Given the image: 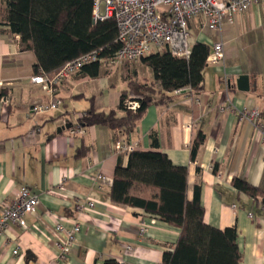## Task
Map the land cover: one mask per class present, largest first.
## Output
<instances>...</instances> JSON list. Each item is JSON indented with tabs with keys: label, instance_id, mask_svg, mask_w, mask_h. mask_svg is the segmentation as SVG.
Wrapping results in <instances>:
<instances>
[{
	"label": "crops",
	"instance_id": "obj_1",
	"mask_svg": "<svg viewBox=\"0 0 264 264\" xmlns=\"http://www.w3.org/2000/svg\"><path fill=\"white\" fill-rule=\"evenodd\" d=\"M3 6L0 0V9ZM263 26L260 3L251 4L219 30L201 29L200 19H189L191 43L204 42L211 51L221 40L223 62H207L201 92H172L169 101L151 104L124 136L132 150L159 151L174 165L187 167L188 199L198 185L204 222L219 229L235 228L240 264H264V204L232 184L238 177L264 190V135L237 115L243 108H256L264 118ZM34 63L32 51L19 49V35L1 23L0 95L9 102H0V209L23 185L33 189L38 204L25 215L24 227L10 223L0 232V264H105L108 259L118 264H162L163 252L172 250L179 228L141 208L117 205L108 196L115 166L118 162L125 166L130 151L116 149L118 135L103 126L70 133L87 109L117 106L120 91L126 88L125 75L113 79L103 62L96 77L74 74L61 81L54 94L59 100L56 109L30 114V106L49 98L31 81ZM240 75L248 78L247 90L238 88ZM66 124L69 128H63ZM198 130L204 139L191 159ZM153 135L157 146L151 143ZM88 198L93 206L77 209ZM58 224L63 231L56 234ZM76 224L79 231L68 253L60 257L57 243Z\"/></svg>",
	"mask_w": 264,
	"mask_h": 264
},
{
	"label": "trees",
	"instance_id": "obj_2",
	"mask_svg": "<svg viewBox=\"0 0 264 264\" xmlns=\"http://www.w3.org/2000/svg\"><path fill=\"white\" fill-rule=\"evenodd\" d=\"M0 24L19 35V49L35 55L33 70L54 75L66 62L97 51L94 61L84 64L75 75H99L103 62L119 49L117 27L112 17L93 22L92 0H3ZM209 45L196 41L188 58L172 55L166 49L150 51L139 60L153 73L152 80L125 77L119 103L107 111L89 108L77 119L80 126L98 125L117 135H129L151 104L169 101L171 93L188 87L191 93L203 89V69ZM147 93V94H145ZM155 96H159L155 99ZM138 101L135 110L125 100ZM204 135L197 131L190 148L194 159ZM153 145L158 141L153 135ZM233 186L264 204V190L235 177ZM111 202L137 207L170 226L179 228L171 251L162 255V264H240L241 251L233 226L219 229L203 220L199 186L187 197V167L174 165L165 153L131 150L125 166L118 162L108 191ZM105 264H118L106 260Z\"/></svg>",
	"mask_w": 264,
	"mask_h": 264
},
{
	"label": "built area",
	"instance_id": "obj_3",
	"mask_svg": "<svg viewBox=\"0 0 264 264\" xmlns=\"http://www.w3.org/2000/svg\"><path fill=\"white\" fill-rule=\"evenodd\" d=\"M260 3L264 9V0H92V20L96 22L112 17L117 27V41L120 44L115 54L107 59L110 64H123L139 60L152 49H166L172 55L180 58H188L191 53L192 43L187 29L189 19H200V28L206 30H219L225 23H232L238 13L246 11L251 4ZM264 29V26H263ZM223 42L217 41L207 56V62L212 65L221 64L224 60ZM97 58V51H92L74 60L66 62L54 75L49 76L39 71L31 76L33 83L39 84L49 96L47 102H37L29 107L28 112L43 113L56 109L59 100L55 97V91L61 81L77 73L80 68ZM185 87L177 89L173 93H180ZM0 102L7 104L8 98L0 95ZM128 109L135 110L138 101L134 97L125 100ZM223 110L225 107L220 106ZM83 113L79 114V117ZM240 120H246L253 124L264 135V118L256 108H243L237 111ZM85 128L75 123L70 127V133H84ZM36 129L31 131L34 135ZM116 149L131 151L133 145L127 144L122 133L118 134L115 143ZM57 189L61 190L62 185ZM38 204V196L32 188L23 185L16 196L0 209V232L10 223L25 226V215L34 212ZM93 201L88 198L78 203L77 209L92 207ZM249 217H253L249 213ZM63 227L55 226V233L59 234ZM79 231L76 224L65 232V239L57 245L59 256L64 257ZM16 253V251H14Z\"/></svg>",
	"mask_w": 264,
	"mask_h": 264
},
{
	"label": "rangeland",
	"instance_id": "obj_4",
	"mask_svg": "<svg viewBox=\"0 0 264 264\" xmlns=\"http://www.w3.org/2000/svg\"><path fill=\"white\" fill-rule=\"evenodd\" d=\"M160 49H152V51H156ZM143 63L140 60L133 62H125L123 64H110L106 63L104 65V69L106 72H109L113 79L120 80L122 74L128 78H136L138 80H152L151 74L152 70L146 68V66L142 65ZM151 70V72H150ZM151 73V74H150ZM147 94V93H145Z\"/></svg>",
	"mask_w": 264,
	"mask_h": 264
},
{
	"label": "water",
	"instance_id": "obj_5",
	"mask_svg": "<svg viewBox=\"0 0 264 264\" xmlns=\"http://www.w3.org/2000/svg\"><path fill=\"white\" fill-rule=\"evenodd\" d=\"M238 88L241 90H247L248 89V78L246 75H240L237 79ZM70 125L66 124L63 126V128H69ZM59 131V129H58Z\"/></svg>",
	"mask_w": 264,
	"mask_h": 264
}]
</instances>
